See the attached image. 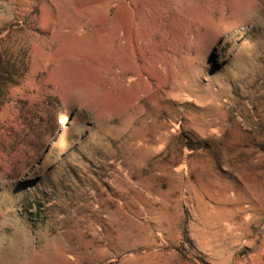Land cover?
<instances>
[{
    "label": "rangeland",
    "instance_id": "obj_1",
    "mask_svg": "<svg viewBox=\"0 0 264 264\" xmlns=\"http://www.w3.org/2000/svg\"><path fill=\"white\" fill-rule=\"evenodd\" d=\"M1 41L0 264H264V0H0Z\"/></svg>",
    "mask_w": 264,
    "mask_h": 264
},
{
    "label": "trees",
    "instance_id": "obj_2",
    "mask_svg": "<svg viewBox=\"0 0 264 264\" xmlns=\"http://www.w3.org/2000/svg\"><path fill=\"white\" fill-rule=\"evenodd\" d=\"M28 67L27 60L15 56L12 48L0 42V113L12 102L15 89L22 86Z\"/></svg>",
    "mask_w": 264,
    "mask_h": 264
}]
</instances>
